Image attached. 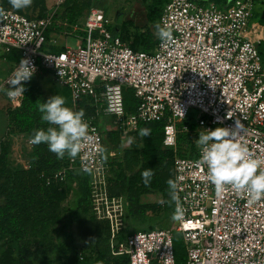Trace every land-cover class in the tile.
I'll list each match as a JSON object with an SVG mask.
<instances>
[{"label":"built area","instance_id":"2783aa9c","mask_svg":"<svg viewBox=\"0 0 264 264\" xmlns=\"http://www.w3.org/2000/svg\"><path fill=\"white\" fill-rule=\"evenodd\" d=\"M204 1L165 0L157 23L170 25L173 39L165 43L158 38L151 51L132 49L110 30L111 20L98 7L88 8L81 23L59 17L62 1L41 17L9 9L0 17V96L19 105L23 95L9 98L7 80L27 58L34 65L33 75L47 70L54 83L69 90L73 107L89 98L94 110L83 118L91 139L76 161L68 158L52 179L64 181L68 170L82 172L83 163L93 169L90 178H104L109 164L105 152L97 153V148L104 149L99 119L120 137L134 132L139 123L165 120L162 147L173 151V180L184 217L172 228L135 231L116 241V253L127 256L125 264H176L173 230L182 237L183 264H264V199L249 206L231 191L217 197L206 180V167L197 166L196 145L205 129L233 128L239 121L243 133L238 139L254 156L264 158L261 40L245 36L254 0ZM78 31L84 34L83 44L50 49L57 44L51 34L77 38ZM123 88H131L137 99L133 113L124 112ZM190 108L198 112L192 124L185 121ZM179 134L187 138L179 142ZM127 205L125 197H110L107 186L99 184L91 209L116 237L124 227Z\"/></svg>","mask_w":264,"mask_h":264},{"label":"trees","instance_id":"16d2710c","mask_svg":"<svg viewBox=\"0 0 264 264\" xmlns=\"http://www.w3.org/2000/svg\"><path fill=\"white\" fill-rule=\"evenodd\" d=\"M157 1H150V5H146L145 24L135 25L137 28H145L147 26V31L142 49L128 44L134 50L151 51L154 49L158 40L154 28L165 0H159L160 6L155 17L153 8ZM96 3L94 0H63L59 4L61 11L58 15L61 18H66L70 23H74L77 21L82 9L90 7L101 8ZM46 11L38 17L43 16ZM153 20H156L154 25ZM128 22L126 20L122 21L120 26L113 25L110 30L114 34H119L121 39L125 41L122 31ZM139 38L135 37L133 43H137ZM7 57L9 56L7 55ZM50 75V72L44 69L33 75L24 84L25 91L19 105L7 111L9 126L15 131L26 135L28 139L36 130H46L51 126L41 121V113L37 111L36 107L37 102H46L50 98L41 86V81ZM52 82L54 81L52 80ZM55 85L54 95L64 97L65 106L73 111L84 109L85 116L93 115L94 110L90 105L89 98L78 101L77 107H73L69 90L56 83ZM122 101L125 113L135 112L137 99L131 88L122 89ZM164 124V119L139 123L137 129L128 134V136L133 137L132 144L122 150L121 158L116 162L118 172L115 179L107 186V193L110 197L123 196L126 198L128 204L124 215L126 219L138 218L146 212L154 213L160 207V204H144L140 202V195L146 191L153 190L159 193L160 199H169L167 181L173 179V151L162 147ZM142 128L150 129V136L141 137L139 131ZM6 136H8V133H6ZM108 136L114 141H117V138L120 137L116 131L109 129ZM184 137L187 138L185 134H179L178 141L181 142L185 139ZM31 147L34 162L30 168L13 169L4 166L1 172L3 180L0 181V236L6 237L7 240H10L15 245L12 257L13 262L16 264H33L31 249L34 246V239L45 228L60 221V203L67 196L65 183L79 174L82 175L80 179L86 190H89L90 176L79 170H68L64 181L52 179V175L55 172L67 166V156L64 159H57L56 154L50 152L48 146L43 143L32 145ZM7 150L8 143L5 140L0 144L1 162H5ZM147 168L152 169L154 176L150 185L145 186L141 179V173ZM83 192L85 202L91 211L92 201L85 195L84 190ZM161 207H170L172 211V206L161 205ZM85 224L88 225V228L83 230L82 239L87 248L91 246L93 239L103 237L106 240L110 237L108 222L97 219L93 212H91V216ZM124 231L125 229L122 228L115 237L118 239L117 241L129 235L123 234ZM173 250L176 264H183L185 254L179 233L173 235ZM104 258V252L98 251L96 254L86 256L77 250L68 249L64 244L60 245L57 250V264H104ZM119 258L120 262L117 264L127 263V256L120 255Z\"/></svg>","mask_w":264,"mask_h":264},{"label":"rangeland","instance_id":"374dc122","mask_svg":"<svg viewBox=\"0 0 264 264\" xmlns=\"http://www.w3.org/2000/svg\"><path fill=\"white\" fill-rule=\"evenodd\" d=\"M63 0H32L30 7L22 10L13 9L9 3V0H0V9H9L24 14L28 17H38L43 14L44 11L54 8L59 2ZM96 5L100 6L106 16L111 20L112 26L118 25L122 21H129L126 26L123 27L122 34L125 37V42L129 45H134L138 49H142L144 45V37L146 35L147 26L145 28H137L135 25L145 24L144 14L147 10L146 5H150V1L153 0H94ZM210 1L219 3L220 0H205L204 3L208 4ZM160 6L159 0L154 6V15L156 17L158 8ZM82 9L77 22H83L85 10ZM150 10V8H148ZM151 11V10H150ZM153 11V10H152ZM133 12V13H131ZM131 16V17H129ZM153 25L156 20H153ZM254 23L253 26L260 28L263 34L264 29V0H254L252 17L250 23ZM263 28V29H262ZM156 31V29L154 28ZM53 38L57 40V44L51 47L52 50H58L65 43L71 47H76L78 43L83 44L84 34L82 31H78V37L63 38L56 34H51ZM135 37H140L137 43H133ZM261 42L258 46L262 59L264 60V34L260 38ZM45 93L52 97L56 85L52 82L50 76L44 78L41 81ZM17 107L14 101L7 100L5 97L0 96V144L6 140L8 143L7 157L5 162L0 161V181L3 180L2 169L4 166L20 169H28L33 165L34 155L32 153V147L27 143V137L21 132L15 131L8 124L7 111ZM197 110L190 108L186 122L192 124L197 117ZM98 124L102 128L104 134V150L106 161L109 164V169L104 174V178L98 179L90 178L88 191L81 181L82 175H76L73 179H69L65 183L67 188V196L60 203V221L56 224H52L45 228L42 233L34 239V246L32 251V263L33 264H57V250L62 244L66 245L68 249L77 250L79 253L88 256L90 254H96V252H104V264H117L120 262L119 254L115 251V243L118 240L115 237H109L105 240L103 237L93 239L91 246L87 248L82 239L84 235L83 230L88 228L85 224L91 216L92 209L88 208V205L84 199L85 195L92 201L93 194L99 193V184H105L108 186L116 177L118 168H116V162L120 160L122 150L125 147H130L133 142L132 136H126V138H117V141L111 140L107 137L108 129L110 125L103 123L102 119L98 120ZM218 126H213L216 128ZM11 130V131H10ZM8 133V136H6ZM131 141V142H130ZM66 157V156H65ZM94 182V183H93ZM102 182V183H99ZM159 193L151 190L146 191L140 195V202L144 204H159ZM173 212L170 207H160L156 209L154 213L146 212L144 215L138 218L124 217V233L130 234L135 231H147L151 229L159 228H172L176 225L177 221L172 219ZM178 232L173 230V235ZM180 237L181 234L179 233ZM182 241V237H181ZM183 245V242H182ZM15 250V245L7 240L6 237L0 236V264H16L13 262L12 253Z\"/></svg>","mask_w":264,"mask_h":264},{"label":"clouds","instance_id":"9594fccd","mask_svg":"<svg viewBox=\"0 0 264 264\" xmlns=\"http://www.w3.org/2000/svg\"><path fill=\"white\" fill-rule=\"evenodd\" d=\"M13 9L22 10L30 7L32 0H9ZM5 15L0 9V17ZM156 36L162 42L173 39L170 25H155ZM35 68L27 58H22L19 66L7 80L9 90L7 96L15 99L23 95L25 89L22 82L29 81ZM65 98L59 95L50 97L46 102H37V111L41 113L42 122L48 123L46 130L38 129L30 137L31 145L46 144L50 152L55 153L57 159L67 156L75 162L85 148V143L91 139L89 124L83 119L84 109L73 111L65 106ZM109 111H112L110 108ZM151 130L142 128L141 137L150 136ZM243 133V125L236 121L235 127H216L200 132L196 145L200 150L197 166L202 170L206 167V180L214 187L217 197H222L231 191L240 198H245L249 206L264 199V158L254 156L246 144L238 137ZM131 142V141H130ZM105 150L97 148V153L103 156ZM106 159V157H104ZM81 171L91 174L93 169L86 163ZM154 176L151 168L142 171L141 179L145 186L150 185ZM169 199L157 201L161 205H174L172 219L180 221L184 217V209L178 196V185L169 179Z\"/></svg>","mask_w":264,"mask_h":264},{"label":"bare ground","instance_id":"6f19581e","mask_svg":"<svg viewBox=\"0 0 264 264\" xmlns=\"http://www.w3.org/2000/svg\"><path fill=\"white\" fill-rule=\"evenodd\" d=\"M245 36L249 39H258V38H262L263 34L261 33L260 28L253 26L251 31L245 33Z\"/></svg>","mask_w":264,"mask_h":264},{"label":"crops","instance_id":"0c3cea01","mask_svg":"<svg viewBox=\"0 0 264 264\" xmlns=\"http://www.w3.org/2000/svg\"><path fill=\"white\" fill-rule=\"evenodd\" d=\"M253 25H254V23L252 22V23H250V28H249V31H251V29L253 28ZM263 29V28H262ZM263 34H264V29H263ZM258 39H260V38H258ZM261 40V39H260ZM121 139H124V138H126V137H120ZM125 148H128V147H125Z\"/></svg>","mask_w":264,"mask_h":264}]
</instances>
